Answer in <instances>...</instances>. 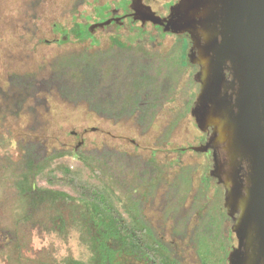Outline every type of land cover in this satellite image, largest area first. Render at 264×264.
Wrapping results in <instances>:
<instances>
[{"label": "trees", "instance_id": "1", "mask_svg": "<svg viewBox=\"0 0 264 264\" xmlns=\"http://www.w3.org/2000/svg\"><path fill=\"white\" fill-rule=\"evenodd\" d=\"M133 3L132 0H121L114 8L109 5L95 7L96 19L78 13L81 21L74 16L70 29L57 24L52 27L58 35L52 42L57 45L74 38L78 42L88 41L94 47L98 44V32L113 31L107 50L90 52L87 48L65 53L40 64L35 71L11 72L5 85L0 83V242L8 240L0 248L12 249L18 264L40 258V251L26 243V239L30 242L56 238L67 245L74 237L86 249L88 258H75L69 251L66 257L54 259L52 264H127L126 259L143 264H182L174 254L172 244L159 239L146 225L139 214L136 196L133 199L131 195L127 197L130 223L106 191L80 181L68 167L59 166V177L46 174L44 179L52 187L69 188L74 195L37 184V177L44 174L52 161L69 156L81 161L108 186L106 181L113 175L116 179L120 177V182L127 176L124 172L134 164L135 157L116 151L85 153L79 146L48 152L43 141L34 139H19L13 147V137L4 126L8 117L18 118L26 114L30 118L27 129L31 133L41 132L46 124L43 112L48 111L49 101L53 99L73 107L84 106L98 118L115 123L134 119L140 133L146 132L174 93L179 79L189 70V65L185 52L175 55L173 60L135 51L134 42L145 41L144 46L154 42L137 36L123 22L132 14L133 8L129 5L133 7ZM120 9L122 14L117 13ZM134 20L140 23L135 17ZM106 21H111L108 26H98L93 32L90 30L92 25ZM139 25L147 26L146 23ZM124 28L127 34L122 41L120 30ZM156 30L164 32L154 25L147 30L153 32L155 41ZM36 42L48 43L46 40ZM137 47L141 46L137 44ZM112 163L118 165L117 172L112 169ZM137 167L140 171L157 172L149 161L141 162ZM202 179L208 183L207 171ZM126 186H129L127 182ZM180 186L172 185V190L178 193ZM127 192L131 193V189ZM7 207L13 213L8 226L1 221L6 214L3 209L7 210ZM226 216L230 218L227 213ZM174 219L177 228L185 226L182 233L173 232L174 238L183 241L187 236L184 218L177 214ZM195 230L193 235L200 263L227 264L233 246L229 244L230 238L224 243L225 232L216 218L210 215L203 226Z\"/></svg>", "mask_w": 264, "mask_h": 264}, {"label": "rangeland", "instance_id": "2", "mask_svg": "<svg viewBox=\"0 0 264 264\" xmlns=\"http://www.w3.org/2000/svg\"><path fill=\"white\" fill-rule=\"evenodd\" d=\"M132 1L135 7L142 4L161 18L170 13L176 0H140V3L139 0ZM118 2L121 0H0V83L5 85L6 77L11 72L35 71L40 64L65 53L79 52L87 48L90 52L96 49L107 50L111 44L109 36L114 34L113 31L106 34L98 32V44L94 47L88 41L78 42L74 38L66 44L57 45L52 42L58 37L52 27L57 24L70 29L73 17L78 13L91 15L96 19L95 7L109 5L114 8ZM129 7L133 8L131 5ZM117 13L122 14V9ZM77 19L81 21L78 16ZM123 22L137 36L154 42L147 46L143 45L145 41L134 42L135 51L158 54L174 60L175 55L179 56L189 49L190 43L186 37L164 35L166 32L158 30L155 41L153 32L147 31L150 23H146L148 28L139 25L132 14ZM120 33L123 35L121 40L124 41L127 30L121 29ZM37 40H46L48 43H37ZM137 44L141 47H137ZM196 71V68H191L179 79L172 96L163 104L149 129L142 134L134 119L115 123L98 118L84 106L73 107L53 99L49 101L48 111L43 112L46 124L41 132L31 133L27 129L30 118L26 114H21L18 118L8 117L4 126L13 137V147L19 139H34L43 141L48 152L79 146L85 153L93 150L116 151L135 157L134 164L124 172L127 176L120 182L121 178L116 179L113 175L106 181L108 186L81 161L69 156L52 161L44 174L37 177V184L74 195L69 188L52 187L44 179L46 174L59 177L61 174L58 167H68L80 181L106 191L115 207L130 223L132 218L126 209L127 197L131 195L133 199L136 196L139 214L146 225L159 239L166 244H172L174 254L180 258L182 264H201L193 231L195 233V229L202 227L210 215L216 218L225 232V244L228 243V238L231 239L229 244L233 246L237 245V241L234 232L230 234L234 224L226 216L227 208L223 207V187L216 183V178L209 175L208 183L206 179H202L210 159L200 151L190 150V147H199L202 144V133L185 106L186 101L192 99L191 80ZM181 149H185L184 152ZM147 161L157 168L156 174L153 170L152 173L139 170L137 164L140 166L141 162ZM111 166L114 172L119 170L117 164L112 163ZM126 182L129 186H126ZM176 184L181 185L178 193L172 190V185ZM129 189L132 194L127 192ZM6 209H3L6 214L1 221L8 226L13 213L10 208ZM177 214L184 218L187 229V236L183 241L173 236V232L182 233L185 227H176L174 217ZM7 241H1L0 246L3 247ZM26 243L40 251V258L30 259L31 262L24 261L22 264H52L54 259L66 257L69 251L75 258H88V252L79 245L75 237L67 245L61 244L56 238L46 241L35 239L30 242L26 239ZM126 263L143 264L129 259H126ZM0 264H18L12 249L0 248Z\"/></svg>", "mask_w": 264, "mask_h": 264}, {"label": "water", "instance_id": "3", "mask_svg": "<svg viewBox=\"0 0 264 264\" xmlns=\"http://www.w3.org/2000/svg\"><path fill=\"white\" fill-rule=\"evenodd\" d=\"M134 17L163 23L172 34L197 31L203 40L197 48L205 81L191 114L200 131L213 124L225 143L231 184L225 207L230 218L239 211L228 264H264V0H179L168 19L139 4ZM225 72L231 81L221 96Z\"/></svg>", "mask_w": 264, "mask_h": 264}, {"label": "flooded vegetation", "instance_id": "4", "mask_svg": "<svg viewBox=\"0 0 264 264\" xmlns=\"http://www.w3.org/2000/svg\"><path fill=\"white\" fill-rule=\"evenodd\" d=\"M174 2H175V4L173 6L178 4L179 0H176ZM136 9H137V7H135V5L133 4V12H132L133 15H134V12ZM169 15H170V13H167L164 17H161V18L162 19H168ZM150 25H152V24H150ZM157 27L163 29L165 27V24L162 23V24L158 25ZM166 35H176V36L186 37L190 43L189 49L187 50V52L185 54L187 57L189 69L196 68L197 71L194 74H192V80H191L192 85H193L192 86L193 92L191 93L192 99L188 100V103H186L185 106H186L187 110L189 111V114L192 117V119L196 125L195 118L192 116L191 111L193 110V108L197 104L198 97L201 94V91H202V88L204 85V81H205V72L204 71L206 69V65H205V63H203V61L199 57L198 48H197L200 44H203V40H201V38H199L197 31L183 32L181 34H172L171 32H166ZM229 81H231V76L228 72H225L223 85L220 89V95L221 96L226 94L224 87H225L226 83ZM227 93H228V95H230V90ZM196 127H197V125H196ZM215 129L216 128L214 127V125L211 124V126L205 132H202L199 130L202 133V139H201L202 144L199 147H190V150L193 152H198V151H195V149H200L201 150L200 152L202 154H204L205 156H207L208 159H210L208 165L206 166V171H207V174L209 175V177L216 178V181H217L216 183L220 184L223 187L224 197H225V203H224L223 207H225L227 196L229 193L228 191L231 187L230 169L228 166V157H227V152L225 150V143H223L221 141V139L219 138V134L217 132H215ZM225 208H227V207H225ZM238 213H239V211H237V213L235 214V216L233 218H229L232 225L234 224V221L237 218ZM231 228H232V226H231ZM230 231H231V229H230ZM231 233H232V231H231ZM236 247H237V245L233 246L231 251L233 249H235ZM227 264H228V262H227Z\"/></svg>", "mask_w": 264, "mask_h": 264}]
</instances>
